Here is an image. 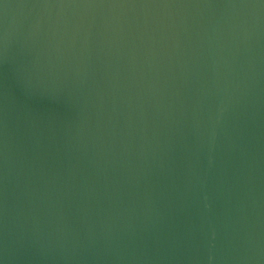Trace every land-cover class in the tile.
Wrapping results in <instances>:
<instances>
[{
	"label": "water",
	"instance_id": "1",
	"mask_svg": "<svg viewBox=\"0 0 264 264\" xmlns=\"http://www.w3.org/2000/svg\"><path fill=\"white\" fill-rule=\"evenodd\" d=\"M0 264H264V0H0Z\"/></svg>",
	"mask_w": 264,
	"mask_h": 264
}]
</instances>
